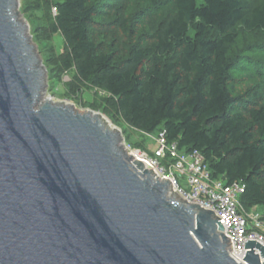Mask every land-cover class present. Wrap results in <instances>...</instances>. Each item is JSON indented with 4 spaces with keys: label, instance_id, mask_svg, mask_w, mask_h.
<instances>
[{
    "label": "trees",
    "instance_id": "1",
    "mask_svg": "<svg viewBox=\"0 0 264 264\" xmlns=\"http://www.w3.org/2000/svg\"><path fill=\"white\" fill-rule=\"evenodd\" d=\"M21 6L44 48L61 38L45 66L52 80L67 75L68 98L102 93L90 107L114 125L144 136L164 131L180 151L199 152L211 178L243 186L245 211L264 207V0Z\"/></svg>",
    "mask_w": 264,
    "mask_h": 264
},
{
    "label": "water",
    "instance_id": "2",
    "mask_svg": "<svg viewBox=\"0 0 264 264\" xmlns=\"http://www.w3.org/2000/svg\"><path fill=\"white\" fill-rule=\"evenodd\" d=\"M19 6L0 0V264H264L255 241L243 263L230 254L213 211L156 179L100 114L45 96Z\"/></svg>",
    "mask_w": 264,
    "mask_h": 264
},
{
    "label": "built area",
    "instance_id": "3",
    "mask_svg": "<svg viewBox=\"0 0 264 264\" xmlns=\"http://www.w3.org/2000/svg\"><path fill=\"white\" fill-rule=\"evenodd\" d=\"M52 12L55 13L54 8ZM147 136L156 144L152 154L125 146L128 153L156 179L167 181L173 192L179 193L187 202L211 209L223 227L230 254L243 263L244 243L255 241L264 247V234L260 232L264 227L262 216L254 208L245 211L239 203L243 186L226 185L211 178L201 154L197 151L186 153L180 151L176 143H167L164 131L155 137Z\"/></svg>",
    "mask_w": 264,
    "mask_h": 264
},
{
    "label": "rangeland",
    "instance_id": "4",
    "mask_svg": "<svg viewBox=\"0 0 264 264\" xmlns=\"http://www.w3.org/2000/svg\"><path fill=\"white\" fill-rule=\"evenodd\" d=\"M198 3L201 2V0H197ZM19 17L21 19H24L28 24V20L25 17L24 12L22 11V6H21V0H20V6H19ZM38 18H42V14L39 12L37 13ZM41 21V20H39ZM29 34L31 36V41L32 43L35 45L36 51L38 53V56L43 64V66L46 69L47 72V87H46V91H45V96L47 98H49L52 102L54 103H62V104H66V105H71L73 106V108L79 112V113H85V112H94L97 114H100L102 116V118L107 122V124L111 127V128H115L118 129L121 133V137L123 139V143L124 145L127 147H130L132 150L135 149V147L130 146L132 143L134 142H139L140 146L139 148L145 152H147L148 154H152L153 151L156 148V144L154 143V141L150 138H148V136H144L142 134H139L138 132H135L133 130H131L130 128L124 126V125H119L116 126L114 125L109 118L102 113L101 110H96L95 108H91L90 104L92 103H97L99 102V97H101L103 94L102 93H95V91H88L82 94V100H73L68 98L65 94H66V90H65V86L64 83H66L68 81V77L67 75L65 76H60V77H55L53 80L49 78V69L46 68L45 66V60L47 58V53H48V49L50 50H54L56 52H60L61 47H62V40L59 36H54L52 38V40L50 42H48V44L46 45V47H43V43L40 42L39 40H36L35 38V34L31 32V28H30V24H29ZM158 130L154 131L151 135L153 137L157 136ZM152 138V137H151ZM137 150V149H136ZM183 185V183H181ZM261 211L264 212V207H259ZM259 211V212H261ZM262 220H264V216H262ZM264 228V227H263ZM262 230V229H260ZM264 230V229H263ZM262 233V231H260ZM264 234V231H263Z\"/></svg>",
    "mask_w": 264,
    "mask_h": 264
},
{
    "label": "crops",
    "instance_id": "5",
    "mask_svg": "<svg viewBox=\"0 0 264 264\" xmlns=\"http://www.w3.org/2000/svg\"><path fill=\"white\" fill-rule=\"evenodd\" d=\"M255 209V211L257 212V213H259L261 216H264V212L263 211H261V210H259L260 208H254ZM259 211H261V212H259ZM263 224H264V220H263ZM264 228H262V230H260V231H262V233H263V230Z\"/></svg>",
    "mask_w": 264,
    "mask_h": 264
}]
</instances>
